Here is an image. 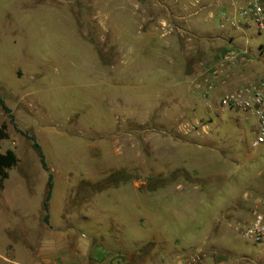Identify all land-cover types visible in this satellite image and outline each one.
<instances>
[{"label":"rangeland","instance_id":"obj_1","mask_svg":"<svg viewBox=\"0 0 264 264\" xmlns=\"http://www.w3.org/2000/svg\"><path fill=\"white\" fill-rule=\"evenodd\" d=\"M224 9L214 0H0V96L14 115L13 124L0 107V151L19 158L0 189L5 257L39 263L51 227L87 241L88 264H178L196 250L264 264V242L241 233L264 197L255 119L219 107L229 83L207 91L185 76L207 75L228 46L248 56L235 85L264 73V33L220 26ZM121 58L124 73H110L107 62ZM15 126L36 137L52 171L50 224L47 172ZM79 209L92 217L74 219Z\"/></svg>","mask_w":264,"mask_h":264},{"label":"built area","instance_id":"obj_2","mask_svg":"<svg viewBox=\"0 0 264 264\" xmlns=\"http://www.w3.org/2000/svg\"><path fill=\"white\" fill-rule=\"evenodd\" d=\"M220 26H230L232 29L241 26H254L258 33H264V0H232L230 8L220 13ZM247 51L227 48L217 62L208 70L210 78L206 88L212 91L216 81L224 82L230 76L233 65L245 62ZM219 107L244 112L246 116L255 119V137L251 146L264 143V73L258 77L242 81L237 85L224 89L219 97ZM252 216L242 228V236L253 243L264 242V197L259 199L251 210ZM6 264H21L15 260L1 256ZM200 250L189 252L178 264H259L249 257H236L233 261L216 258L213 261ZM39 264H59L58 262Z\"/></svg>","mask_w":264,"mask_h":264},{"label":"crops","instance_id":"obj_3","mask_svg":"<svg viewBox=\"0 0 264 264\" xmlns=\"http://www.w3.org/2000/svg\"><path fill=\"white\" fill-rule=\"evenodd\" d=\"M214 1H216L219 5L225 6L227 9L230 8L231 2H232V0H214ZM112 39L109 42V43H111L110 46H113V43H114V41ZM228 39H229L228 45L232 44L233 39L231 37H229ZM228 47H225L222 50L221 54ZM124 61L125 60L123 58H121L120 62L116 63L117 66H114L115 63L113 60L108 61L107 66L110 70L109 72L112 74H117L118 76H119V73L123 74L124 73V64H125ZM240 69L241 68L238 66V63L233 65L230 76L227 79H225L224 82L216 81L215 82V88L213 89V91L218 88L217 86L222 85V84L226 85L229 83L228 85L234 86L235 83L237 82L236 79L234 80V77L237 74V72L240 71ZM185 76H187L188 78L190 77L191 82L195 83L196 84L195 86L197 88H201V87L205 88V86H207V84L210 81V78L207 75H204L202 73L200 75L194 74L192 76H190V75H185ZM7 149L13 150L12 147H7ZM10 170L8 171V177L3 182V188L1 189L2 193H4L6 191L7 182L9 180V176H10ZM53 187H54V182H53ZM52 194H53V188H52ZM52 194H51V197L49 200V211H50V202H51ZM76 196L81 201H83L87 198L86 196H83V195L81 196L80 190L76 191ZM16 199H17V196L15 195V192H12V194L6 193V197L5 198L3 197L4 204L6 206L8 204H11V205L15 204ZM59 214H60L61 219H66V217H67L66 211L61 210V212H59ZM72 216L74 219L86 220L88 218H91L92 214L89 212H86L82 209H79V210L75 211L74 213H72ZM48 224H50V213H49ZM59 229H62V228H59ZM89 247H90V244L87 241H81L79 238H76L75 235L71 231H60L59 230L58 232H53V231H51V227H49V228L45 229V250L39 252L37 254V257H39L41 259L39 263H50V262L55 261V262H58L59 264H88L86 259H88L87 253H88ZM2 252H3L2 247L0 245V257L4 256L2 254ZM89 255L91 256V254H89ZM39 263H37V264H39ZM0 264H6V263L2 259H0Z\"/></svg>","mask_w":264,"mask_h":264},{"label":"trees","instance_id":"obj_4","mask_svg":"<svg viewBox=\"0 0 264 264\" xmlns=\"http://www.w3.org/2000/svg\"><path fill=\"white\" fill-rule=\"evenodd\" d=\"M0 107L3 111V114L7 118V120L14 124V115L12 113V110L9 106L6 105L4 100L0 96ZM7 128V122L6 120H3L0 124V139H4L8 137V133L6 131ZM15 128L23 134L27 139L31 141V147L35 150L42 169L47 172V182H46V191L44 198L42 200V210L44 211L43 220L45 223H48L49 220V200L52 194V188H53V174L50 171L46 158L44 155V152L41 148V145L37 141L36 137L28 133L24 130H20L15 126ZM19 161V158L17 157L16 153L12 149H6L5 151H0V189L3 188V182L8 177V171L15 167Z\"/></svg>","mask_w":264,"mask_h":264}]
</instances>
